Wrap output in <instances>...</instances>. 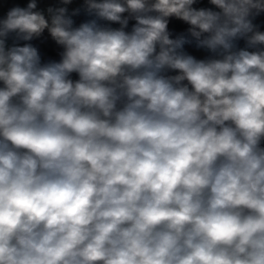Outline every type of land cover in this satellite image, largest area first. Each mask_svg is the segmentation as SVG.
Here are the masks:
<instances>
[{"label":"clouds","instance_id":"9594fccd","mask_svg":"<svg viewBox=\"0 0 264 264\" xmlns=\"http://www.w3.org/2000/svg\"><path fill=\"white\" fill-rule=\"evenodd\" d=\"M0 264H264V0H0Z\"/></svg>","mask_w":264,"mask_h":264}]
</instances>
